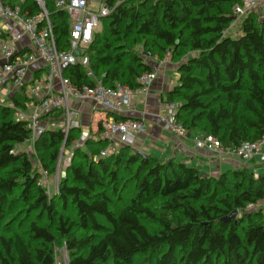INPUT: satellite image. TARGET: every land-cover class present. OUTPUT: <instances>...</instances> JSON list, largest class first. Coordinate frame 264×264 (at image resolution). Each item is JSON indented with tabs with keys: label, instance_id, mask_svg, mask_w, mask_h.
I'll list each match as a JSON object with an SVG mask.
<instances>
[{
	"label": "trees",
	"instance_id": "obj_1",
	"mask_svg": "<svg viewBox=\"0 0 264 264\" xmlns=\"http://www.w3.org/2000/svg\"><path fill=\"white\" fill-rule=\"evenodd\" d=\"M240 2L104 0L109 11L86 48L91 67L107 86L137 87L170 54L178 79L164 100L181 102L177 118L187 137L201 133L230 148L258 140L264 134V16L250 12L243 34L227 36ZM57 3L22 0L21 11L47 12L58 49L68 50L73 21ZM47 24L44 17L38 28ZM63 72L75 84H94L81 64ZM10 101L0 104V264H58L62 242L68 264H264V205L247 208L264 202V173L255 177L244 165L205 175L184 160H162L131 144L102 155L109 144L95 138L102 123L86 138L82 126L68 134L46 128L30 154L18 147L32 131L16 117L30 98L23 91ZM61 116L57 108L45 117ZM69 148L71 161L50 195L42 169L55 173ZM236 209V218L223 221ZM19 212L25 233L11 228Z\"/></svg>",
	"mask_w": 264,
	"mask_h": 264
},
{
	"label": "built area",
	"instance_id": "obj_2",
	"mask_svg": "<svg viewBox=\"0 0 264 264\" xmlns=\"http://www.w3.org/2000/svg\"><path fill=\"white\" fill-rule=\"evenodd\" d=\"M41 1V0H39ZM3 3L4 14L11 17H19V9L10 3ZM94 2H102L101 12L91 9ZM57 6L66 9L73 21L70 32L71 48L59 50L54 38L52 25L47 12L35 16H23L21 22L24 29L33 39L34 47L32 52L18 50L16 42L22 38L19 33L11 38H0V59L3 60L0 67V90L3 91L6 82L13 80L21 83L26 71L39 58L48 64L47 73L44 77L37 78L32 85L31 91L26 95H36L29 97L27 109L18 108L16 117L28 122V127L32 131L30 141L34 145L40 132L46 128H61L66 134L74 127L80 126L79 112L70 104V100L80 102L92 101L95 105L102 106L109 113L122 115L124 119H105L102 126V137L109 141L108 146L102 150V155L115 152L120 146L132 144L138 133L145 129L142 120L136 119L130 114L136 111L134 96L147 94L155 80L156 70L144 72L138 79L140 85L131 87L129 85L117 84L107 86L102 79L97 77L90 64V58L86 54V48L93 41L94 30L100 24L101 16L108 13L109 9L104 0H58ZM252 11H258L264 15V0H241L234 7L235 20L233 27L240 18L245 17ZM47 18L46 27L39 29L38 23L43 18ZM170 60V54L158 62L165 63ZM81 64L87 70V76L93 79L94 84H75L70 78L64 76V68L67 65ZM59 83L57 88L55 83ZM43 89V94L38 95ZM181 106L180 101H164V111L160 114V119L165 130L173 133L176 137L184 139L187 137V129L182 122L178 121L177 114ZM61 109L60 118L45 117L53 109ZM196 146L214 152L220 157H238L245 163L256 155L260 156V161L264 164V134L255 141H244L239 146L230 148L221 145L217 139L204 135L196 138ZM47 173V171H44ZM255 177L260 173L253 171ZM44 180L43 182H45ZM251 203L247 208H253Z\"/></svg>",
	"mask_w": 264,
	"mask_h": 264
},
{
	"label": "crops",
	"instance_id": "obj_3",
	"mask_svg": "<svg viewBox=\"0 0 264 264\" xmlns=\"http://www.w3.org/2000/svg\"><path fill=\"white\" fill-rule=\"evenodd\" d=\"M18 2H20L19 5ZM15 3V7L19 9V17H11L4 14L3 3L0 2V38H11L19 33L22 34L16 44L20 52L28 51L32 52L34 43L32 37L24 29L21 22V18L24 14L21 11L22 0ZM3 60L0 59V67ZM154 70L157 72V79L153 83L150 91L147 94H138L134 96V102L136 104V111L130 116L140 119L145 124V129L138 133L135 141L131 144L135 149L153 154L162 160H167L172 157L178 158L183 156L181 160L191 163L197 166L194 161L198 160L205 166L210 168L211 174H219L224 166L229 168L247 165L252 171L256 170L260 174L264 173V164L260 161V156L256 155L250 161L245 163L238 157H220L214 152H211L205 148L196 146L194 138H200L204 135L196 133L194 136L180 139L173 133L164 129L160 114L164 111L163 102L165 101V93L172 89L177 83L178 72L176 70L177 64H174L170 59L165 63L154 64ZM48 64L42 58H39L37 62L29 65L26 74L21 83H15L13 80L6 82V86H9L11 82H14L15 89L11 95L14 96L18 93V89L22 88L23 91L32 93V86L37 78L44 77L47 73ZM56 87H59V83L56 81ZM0 92H6L7 90ZM38 95H42L43 89L39 90ZM31 97H38L30 95ZM29 96V97H30ZM10 97V100H11ZM7 105H12V101L4 102ZM71 106L79 112L80 126L83 128V137L93 136L99 129L100 123H103L105 119L115 118V115L109 113L105 108L99 105H95L92 101L80 102L76 100H70ZM102 137V133L95 135V138ZM264 151V148H263ZM198 168V167H197Z\"/></svg>",
	"mask_w": 264,
	"mask_h": 264
},
{
	"label": "rangeland",
	"instance_id": "obj_4",
	"mask_svg": "<svg viewBox=\"0 0 264 264\" xmlns=\"http://www.w3.org/2000/svg\"><path fill=\"white\" fill-rule=\"evenodd\" d=\"M20 2H18L17 5H19ZM103 6L102 2H94L91 5V9L95 10L97 12H101V8ZM261 16L263 17L264 15L261 13ZM243 18H240L238 20V22L231 28H229L226 31V35L227 36H231L232 38H238L243 34V30L241 28V24L243 21ZM136 51H138L139 53H143V49L142 46H137L135 48ZM15 84L14 82H11L9 86H7L5 88V90H7L6 92H0V104L4 103V102H9L10 101V97L15 89ZM32 85H28L27 87H31ZM23 89L20 88L18 89V93H22ZM195 134H193L194 136ZM201 138V137H200ZM194 140H196V138H194ZM19 149H25L27 150L30 154H35V149H34V145L32 144V142L29 140L23 144H21L19 147ZM73 154V151L71 150V148L66 149V151L62 152L60 160L58 162V167H57V171L55 173H49L47 171V173L45 172L44 174V169H42V177H41V184L44 185V187L47 189L48 194L53 195L55 193H57L58 188H59V183H60V179L63 177V175L65 174V168L67 166V164L71 161V155ZM35 158V162L38 165L39 161L37 156L34 157ZM180 161L181 158H183V156L179 157ZM194 163L197 165L196 167H198V169L201 171L202 174L208 175L211 174L210 168L205 166L203 163H200L198 160H195ZM190 165H193L191 163H189ZM229 169V166H224L223 170ZM44 170V171H43ZM44 180H46L45 182H43ZM264 202H258L255 204V206H253V208H249V209H257L259 208V206H263ZM21 212L18 213V215H16V219H13V223H12V227L13 229H19L22 232L25 233V231L27 230V225L26 223L21 225V222L23 221L24 217H20L21 216ZM10 232V231H8ZM27 232V231H26ZM69 255H68V250L65 246V243L63 244H58L56 246V258H57V262L58 264L65 262L66 264L69 263V259H68Z\"/></svg>",
	"mask_w": 264,
	"mask_h": 264
},
{
	"label": "water",
	"instance_id": "obj_5",
	"mask_svg": "<svg viewBox=\"0 0 264 264\" xmlns=\"http://www.w3.org/2000/svg\"><path fill=\"white\" fill-rule=\"evenodd\" d=\"M239 214V210L236 209L234 210L231 214L227 215L226 217L223 218V221H228L230 219L236 218L237 215Z\"/></svg>",
	"mask_w": 264,
	"mask_h": 264
}]
</instances>
